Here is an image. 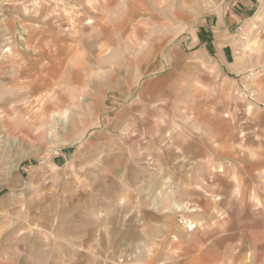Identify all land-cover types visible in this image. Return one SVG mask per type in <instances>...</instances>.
I'll list each match as a JSON object with an SVG mask.
<instances>
[{"label": "rangeland", "instance_id": "374dc122", "mask_svg": "<svg viewBox=\"0 0 264 264\" xmlns=\"http://www.w3.org/2000/svg\"><path fill=\"white\" fill-rule=\"evenodd\" d=\"M235 1L0 0V256L17 234L18 250L52 264H264L263 172L195 186L163 171L179 157L137 138L131 91ZM261 31L241 50L264 53ZM251 101L229 116L235 149L264 147ZM234 158L264 166V154Z\"/></svg>", "mask_w": 264, "mask_h": 264}, {"label": "crops", "instance_id": "0c3cea01", "mask_svg": "<svg viewBox=\"0 0 264 264\" xmlns=\"http://www.w3.org/2000/svg\"><path fill=\"white\" fill-rule=\"evenodd\" d=\"M259 2L264 6V0ZM250 6L246 0L216 6L212 19L201 22L195 34L188 36L193 51L187 53L174 45L162 59V71L146 73L147 78L131 85L139 117L137 138L148 145L162 141L161 150L179 158L159 166L169 174L177 173L178 178L182 175L183 180L188 175L195 186L216 180L218 171L233 173L239 167L242 178H255L259 171L264 178V166L257 162L248 166L235 163V155L259 156L264 147L235 149V126L229 119L235 108H249L251 99L264 108V53L241 50L248 30L258 27L259 33L264 32V20L247 18ZM218 156L225 157L227 163L219 165ZM226 178L232 182L234 175ZM18 241L17 234L3 240L15 249L4 250L0 264H52L35 260L30 250H18ZM66 264L74 263L69 260Z\"/></svg>", "mask_w": 264, "mask_h": 264}]
</instances>
